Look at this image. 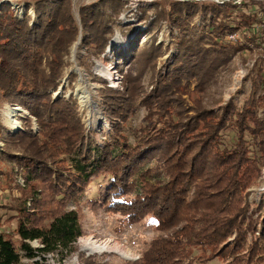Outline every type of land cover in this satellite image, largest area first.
<instances>
[{"label": "trees", "instance_id": "1", "mask_svg": "<svg viewBox=\"0 0 264 264\" xmlns=\"http://www.w3.org/2000/svg\"><path fill=\"white\" fill-rule=\"evenodd\" d=\"M153 3L152 15L140 7L136 18L146 29L137 31L120 25L124 0L81 6L79 23L71 0L26 4L21 18L9 3L0 4V191L9 189L10 201L2 208L12 211L8 220L15 221L14 239L0 231V264H55L47 255L63 264L84 234V209L116 214L121 228L152 220L153 237L143 243L140 259L125 264L203 258L264 264V198L252 207L246 192L264 165V119L255 116L264 108V69L253 75L243 105L229 101L216 112L202 101V93L247 46L225 37L244 29V41L253 39L264 51V7L250 6V16L241 13L243 21L235 22L232 11L241 9L234 2ZM252 21L259 25L256 34L250 33ZM164 24L167 46L156 44ZM115 29L135 38L127 40L129 51L116 50L112 61L121 72L126 62L143 66L138 76L123 73L121 89L106 85L98 91L110 127L100 145L72 96L52 98V92L61 85L63 57L79 33L81 45L97 56ZM172 47L176 53L157 68V59ZM147 69L153 85L148 92L141 82ZM194 90L201 99L189 114L183 96ZM6 104L28 112L20 117L21 128L11 130L1 121ZM139 106L146 108L148 120L130 141L124 127ZM227 130L231 145L223 141ZM15 167L24 178L22 187L15 184Z\"/></svg>", "mask_w": 264, "mask_h": 264}, {"label": "rangeland", "instance_id": "2", "mask_svg": "<svg viewBox=\"0 0 264 264\" xmlns=\"http://www.w3.org/2000/svg\"><path fill=\"white\" fill-rule=\"evenodd\" d=\"M44 0H0L1 3H9L16 11L15 13L20 18L24 14L25 5L34 2ZM72 10L74 17L79 23V8L85 4L93 2L95 0H71ZM127 7L119 16L120 25H132L136 31L145 30L146 26L143 22L137 20V16L141 13L140 7L147 8V14L152 15L155 9L153 1L159 0H124ZM184 1V0H182ZM196 2H203L205 0H194ZM218 5L223 6L226 2H234L240 6V11H232L235 22L243 21L242 14L249 15L251 11L250 6H255L254 9L259 11V6L264 7V0H210ZM242 3V4H241ZM29 14L34 17V12L29 9ZM137 15V16H136ZM241 16V17H240ZM250 16V15H249ZM264 20V17H263ZM249 23L253 30L251 32H257L256 22ZM256 29V30H255ZM167 25L162 26L161 31L157 34L156 44L159 42L164 43L167 46L169 43L166 35ZM244 33L245 30L243 29ZM242 32H234L225 37L232 43L240 42L246 44V48L242 49L233 56L228 68L222 71L215 83L207 88L203 93V103L205 107L219 111L221 107L226 105L229 101H233L237 106L243 105L244 101L250 96L253 88L254 74L259 69H264V51H262L259 44L253 39L244 41ZM250 33L247 32L248 38ZM175 34V32H174ZM79 40L74 41L68 49V52L64 55L63 61L65 63L63 77L61 78V85L58 86L57 91L52 92V98L64 96L65 98H72L77 102V111L82 118V121L89 130L97 132V138L99 144L103 143L101 134L107 133L110 130L109 124L106 122L105 116L101 108H99L100 95L99 90L104 86L121 89L123 73L128 72L129 75L138 76L139 67L135 64H128L126 62L121 72L116 64L112 61V55L116 50L121 49L123 52H128L129 48L127 40L135 38L134 35L126 37L119 29H115L112 38L106 45L104 51L99 55H89L87 48L81 45L80 33ZM252 38V37H251ZM143 42V40H142ZM176 53V50L172 47L169 51H166L161 57L157 59L156 67L160 68L164 61H170L172 55ZM87 63V66L83 65L82 61ZM150 69L143 73L142 87L146 92L152 90L151 84L152 78ZM71 77V78H70ZM138 78V77H137ZM140 79V77H139ZM193 90L194 87L190 86ZM264 85L260 95L264 97ZM185 107L190 110L189 114L193 113L194 108L200 101L201 97L198 91H191L190 94L184 95ZM147 110L145 107L139 106L135 112L129 117L128 122L124 127L125 133L130 137V141L133 140L132 133L136 132L137 128L143 126L147 122ZM1 121L8 126L11 130H16L22 127V121L20 117L29 116L28 112L17 105L6 104L1 109ZM255 116L258 119H264V108H259L256 111ZM157 116L153 117L155 120ZM33 129L38 131V127L33 119ZM160 126L158 122L156 124ZM223 141L225 144H232V133L227 130L223 132ZM3 147V142L0 140V149ZM15 184L24 186V178L18 168L14 169ZM95 183L91 185L88 193L91 194L94 191ZM9 189L0 191V231H4L9 237L13 236V230L15 227V221H9V217L13 215L12 211H5L2 205L9 203L10 195ZM15 192V191H14ZM248 200L254 207L255 204L260 202L261 198H264V165L260 170L259 176L251 183L247 188ZM16 193V192H15ZM83 229L84 234L77 240L75 244V251L69 255L62 263L63 264H125L126 262L138 261L141 257V248L145 241H148L153 237L151 219L146 218L144 221L127 225L123 228L117 224V215H109L103 211L93 213L87 209H84ZM256 214L251 211L249 221L252 223ZM33 246L37 245L36 241L32 242ZM200 254L198 250H194L193 255ZM47 260L51 263H58L55 255H47ZM29 261L22 260V264H28ZM186 264H222L220 260L214 259L212 261L193 260Z\"/></svg>", "mask_w": 264, "mask_h": 264}, {"label": "built area", "instance_id": "3", "mask_svg": "<svg viewBox=\"0 0 264 264\" xmlns=\"http://www.w3.org/2000/svg\"><path fill=\"white\" fill-rule=\"evenodd\" d=\"M19 128H21V127H19Z\"/></svg>", "mask_w": 264, "mask_h": 264}]
</instances>
